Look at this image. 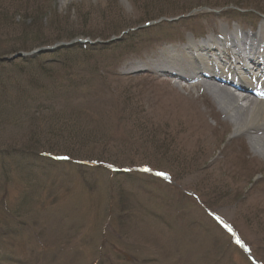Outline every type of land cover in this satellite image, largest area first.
<instances>
[{
    "label": "rangeland",
    "instance_id": "374dc122",
    "mask_svg": "<svg viewBox=\"0 0 264 264\" xmlns=\"http://www.w3.org/2000/svg\"><path fill=\"white\" fill-rule=\"evenodd\" d=\"M221 31L264 41V0H0V79L79 58L0 86V264H264V158L194 82L126 69ZM37 38L80 45L5 61Z\"/></svg>",
    "mask_w": 264,
    "mask_h": 264
},
{
    "label": "bare ground",
    "instance_id": "6f19581e",
    "mask_svg": "<svg viewBox=\"0 0 264 264\" xmlns=\"http://www.w3.org/2000/svg\"><path fill=\"white\" fill-rule=\"evenodd\" d=\"M221 35L219 41L209 39L196 44L188 41L182 47H169L147 64L145 59L139 58L138 62L128 64L126 69L144 70L152 77L160 73L165 78L183 83L194 82L189 87L204 90L234 131L247 136L254 152L264 158V91L251 88L246 76L238 83L240 75H247L248 72L243 67H236L240 66L241 58L248 60L254 72L263 77L260 82L264 88V41H260L254 33L238 37L237 33L233 35L221 31ZM208 42L216 45L209 49ZM222 44L229 49L224 57L217 54ZM255 52L259 55V62L254 60ZM236 58L239 62L232 64Z\"/></svg>",
    "mask_w": 264,
    "mask_h": 264
},
{
    "label": "trees",
    "instance_id": "16d2710c",
    "mask_svg": "<svg viewBox=\"0 0 264 264\" xmlns=\"http://www.w3.org/2000/svg\"><path fill=\"white\" fill-rule=\"evenodd\" d=\"M78 35H76V34H72V35H69L68 37H67V39H73V38H75V37H77ZM41 38V37H40ZM39 38V39H40ZM37 40H38V38H37ZM55 40H61L60 39V37H56L55 38ZM40 42V43H39ZM56 44V43H55ZM35 45H36V47H40V46H45V45H49V42H48V40H44V42H41V41H37L36 43H35ZM52 46V45H51ZM79 48V45L78 44H74V45H72V46H70V47H66V48H62V49H59V50H67V51H65V52H63V54H66L67 52H69V53H71V52H74V50L75 49H78ZM25 49V48H24ZM21 50H23V49H21ZM57 52V51H56ZM68 55V54H67ZM79 58H76V57H74V58H69V57H67L66 55H65V58H61L60 60L58 59V60H49V61H47L46 63H51V65H47V64H45V65H43L44 63H40V64H38L36 67H37V69L38 70H36V74H37V78H33L32 79V81H31V79H29V77H27L26 79H27V83H25L23 80H22V76L19 74V77L20 78H18L17 76H16V74H13L11 77H9L8 75L4 78V79H0V86H5V85H8V86H10L11 87V89L13 90V91H15V92H18V91H20V92H25V89H24V87L25 86H32L34 89H37V87H36V84L38 83V81L37 80H40L41 78H47V79H51L52 80V78H54L56 75H58L59 74V76H60V78H62L63 77V80L64 81H66V83L68 84V85H71V84H73V82L74 81H72L71 79H70V77H69V75H70V72H71V68L72 67H74V65L78 62L77 60H78ZM23 61H29L30 62V60H26V59H22ZM28 62V63H29ZM32 64V63H31ZM30 64V65H31ZM23 65H25V64H23ZM29 67H31V66H29ZM54 67V68H53ZM77 67H79V66H77ZM31 68H33V67H31ZM19 72H23V71H21V70H19ZM56 78V77H55ZM53 81V80H52ZM39 86L41 87V84L39 83ZM23 89H24V91H23ZM44 91L46 90V87H44V89H43ZM19 93V92H18ZM48 93H49V96H51V93H50V91H48ZM57 96V93H55L54 94V98H52L51 97V99H55V98H57L56 96ZM22 97H23V95H22ZM50 99V100H51ZM63 104V103H62ZM18 106L20 107V110H22L20 113H22V114H24V116H26L27 118L28 117H31L32 118V115H28V114H26V112L24 111V109H25V107L27 106V103H26V101L23 99V102H21L20 101V98H19V101H18ZM13 107V106H12ZM10 109H12V108H10ZM23 116V115H22ZM8 118H9V116H8ZM11 118V117H10ZM28 122H29V125L32 123V122H34V121H32V120H28ZM34 124V123H33ZM64 125L65 124H63V125H60L59 127H58V129H53L52 130V128H47L46 130H51L52 132V134H61V133H63V132H65V131H67V130H65V127H64ZM71 131L72 132H69V131H67V133L69 134V135H72V140H74V138L76 137V139L77 140H79V142L80 143H83V141H84V139H85V137H84V133H82V132H84L83 130H81V129H76V127H74V128H71ZM80 145H82V144H80Z\"/></svg>",
    "mask_w": 264,
    "mask_h": 264
},
{
    "label": "water",
    "instance_id": "95a60500",
    "mask_svg": "<svg viewBox=\"0 0 264 264\" xmlns=\"http://www.w3.org/2000/svg\"><path fill=\"white\" fill-rule=\"evenodd\" d=\"M73 42H75V41H72V42H69V43H61V44H58V45H56V46H54L52 48H40L38 50H34V51L30 52L29 54L18 53L15 56H13L11 59H9L8 61H11V60H13L15 58H24V57H27V56H33V55L38 54V53H47V52H50V51L54 50L58 46H62V47L70 46V45H72ZM78 42H80V41H78Z\"/></svg>",
    "mask_w": 264,
    "mask_h": 264
}]
</instances>
